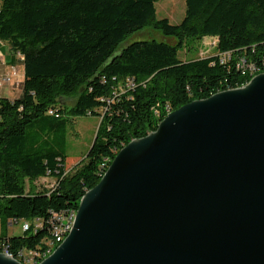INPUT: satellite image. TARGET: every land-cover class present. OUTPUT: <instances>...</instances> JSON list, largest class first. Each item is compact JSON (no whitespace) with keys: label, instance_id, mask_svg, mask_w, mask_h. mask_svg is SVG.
I'll list each match as a JSON object with an SVG mask.
<instances>
[{"label":"trees","instance_id":"16d2710c","mask_svg":"<svg viewBox=\"0 0 264 264\" xmlns=\"http://www.w3.org/2000/svg\"><path fill=\"white\" fill-rule=\"evenodd\" d=\"M158 1L0 0V42L25 76L18 97L0 95V224L6 226L0 241L15 257L17 249L46 244L53 213L76 211L119 150L155 131L169 112L264 72L244 76L236 66L243 55L264 60V0H185L179 23L157 17ZM146 27L171 42L136 40L117 52ZM205 36L218 38L214 54L179 56L188 38ZM226 51L236 58L221 63L219 54ZM66 97L76 98L72 107L62 104ZM67 114L101 119L96 140L72 169ZM42 177L55 185L38 190L34 181ZM11 221L30 227L9 235ZM49 249L42 248L43 258Z\"/></svg>","mask_w":264,"mask_h":264},{"label":"water","instance_id":"95a60500","mask_svg":"<svg viewBox=\"0 0 264 264\" xmlns=\"http://www.w3.org/2000/svg\"><path fill=\"white\" fill-rule=\"evenodd\" d=\"M39 264H264V72L121 148Z\"/></svg>","mask_w":264,"mask_h":264},{"label":"rangeland","instance_id":"374dc122","mask_svg":"<svg viewBox=\"0 0 264 264\" xmlns=\"http://www.w3.org/2000/svg\"><path fill=\"white\" fill-rule=\"evenodd\" d=\"M157 17L168 18L171 23H179L182 21L186 14V1L185 0H159L156 3ZM155 39L158 41L171 42L172 38L164 36L160 31L146 27L138 32L130 35L119 47L118 51H121L127 44L136 40ZM215 52V42L212 39L201 38H188L184 46L179 49V56L184 59H193L200 57H207V55ZM10 65V48L8 44L0 42V78L5 76L9 70ZM19 70V69H18ZM21 72V71H20ZM5 85L0 88V92L3 96L9 98H16L20 95V90ZM16 91V92H15ZM9 95V96H8ZM76 101L75 97L62 98L61 102L64 106L72 107ZM69 119V132L67 137L66 151L68 153L67 166L68 169H72L78 164L81 159L86 156L91 148L97 129L100 125V117L93 115H79L72 116L67 114ZM55 179L50 177H42L34 181L38 190L50 189L55 185ZM32 185L27 181V186ZM22 222L7 225V231L9 235L22 234ZM6 229V226L0 224V233Z\"/></svg>","mask_w":264,"mask_h":264},{"label":"built area","instance_id":"2783aa9c","mask_svg":"<svg viewBox=\"0 0 264 264\" xmlns=\"http://www.w3.org/2000/svg\"><path fill=\"white\" fill-rule=\"evenodd\" d=\"M216 46V43H215ZM221 63H227L231 60H233L235 57L234 53L231 51H226L219 54ZM18 59H24V57L21 54H18ZM20 63L15 65H9V70L5 74V76H2L0 78V88H3L5 85L13 87L15 85V88L20 89L21 84L24 81V73H21L20 71ZM237 68L240 70V72L245 76L246 72H255L257 70H264V60H262L260 63H257L255 61H250L248 58L243 55L238 57ZM19 69V70H18ZM128 84L133 86V80L128 79ZM14 88V87H13ZM2 95V94H0ZM167 116V115H166ZM72 220V210H61L59 212H54L51 219H50V238L46 242V244L41 245L39 248H20L18 250V258H15L22 264H34V262H37V260H40L42 258V248H50V253L52 251H55L56 249H53V239H55L56 234H62V223H69V221ZM36 221V227H42L43 222L40 219L35 220ZM13 222L11 221V224ZM22 231L27 230L30 227V222H22ZM65 235V234H64ZM9 250H12L9 245L5 241H0V251L2 253L9 254Z\"/></svg>","mask_w":264,"mask_h":264},{"label":"bare ground","instance_id":"6f19581e","mask_svg":"<svg viewBox=\"0 0 264 264\" xmlns=\"http://www.w3.org/2000/svg\"><path fill=\"white\" fill-rule=\"evenodd\" d=\"M76 215H77V210L76 211H72V220L69 221V223H62V234H56L55 239H53V249H56L65 240V238L68 236V234L70 233V231L72 230V227L74 225V221H75ZM0 252L2 253V251H0ZM53 252L54 251H52V253ZM52 253H50V249H49L48 253H46L44 255L45 258H43V257L40 258V260H37V262H34V264H39L44 259H46L48 256H50ZM9 254H12V253L9 252ZM14 258H18V257L14 256Z\"/></svg>","mask_w":264,"mask_h":264},{"label":"crops","instance_id":"0c3cea01","mask_svg":"<svg viewBox=\"0 0 264 264\" xmlns=\"http://www.w3.org/2000/svg\"><path fill=\"white\" fill-rule=\"evenodd\" d=\"M202 39H212L215 43H217V41H218V38L217 37H213V36H205V37H203V38H201V40ZM215 52H213V53H211V54H209V55H207V56H210V55H212V54H214ZM21 64V63H20ZM12 65V64H11ZM20 70H21V73H24V66L21 64L20 65ZM13 89V87L10 89V90H12ZM15 89H17V90H19L18 88H15ZM16 92V91H15ZM0 94H2L1 92H0ZM9 96V95H8ZM51 178V177H50Z\"/></svg>","mask_w":264,"mask_h":264}]
</instances>
